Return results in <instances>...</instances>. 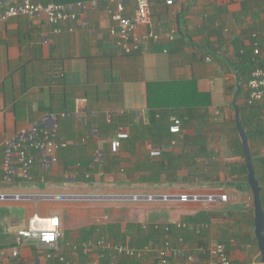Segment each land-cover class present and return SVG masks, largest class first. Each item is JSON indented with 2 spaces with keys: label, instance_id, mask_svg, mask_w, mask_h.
<instances>
[{
  "label": "crops",
  "instance_id": "crops-1",
  "mask_svg": "<svg viewBox=\"0 0 264 264\" xmlns=\"http://www.w3.org/2000/svg\"><path fill=\"white\" fill-rule=\"evenodd\" d=\"M19 1L9 0L0 13ZM134 6L129 0L124 15L131 17ZM115 10L114 1L86 2L84 11H74V20L56 27L40 16L0 21V154L4 140L48 114L59 116L55 138L63 145L47 173L34 171L33 186L0 193L21 195L19 201L32 210L41 205L55 217L74 207L83 212L79 226L60 221L56 250L72 264H160L165 241L167 264H209L216 244L236 264H260L253 261L258 248L247 193L198 182L201 172L211 170L200 152L230 159L235 74L246 65L244 59L264 57V0H180L169 10L154 4L153 27L147 30L160 32V41H145L127 55L110 33ZM173 26L177 33L168 41L166 32ZM145 30L138 27L134 34ZM192 104L205 108L203 116L180 120ZM152 113L169 126L171 118H178L181 132L156 133ZM118 131L129 138L113 154L110 141ZM174 137L181 141L175 144ZM255 147L252 152L264 148ZM155 149L169 153V171L155 166L163 159L150 155ZM4 183L0 179L11 184ZM227 192L235 200L231 206L130 198ZM93 207L110 213L95 223ZM155 231L163 237L151 238ZM99 241L153 250L112 260L108 252L100 258ZM20 253L21 264L44 262L32 247Z\"/></svg>",
  "mask_w": 264,
  "mask_h": 264
},
{
  "label": "built area",
  "instance_id": "built-area-1",
  "mask_svg": "<svg viewBox=\"0 0 264 264\" xmlns=\"http://www.w3.org/2000/svg\"><path fill=\"white\" fill-rule=\"evenodd\" d=\"M116 4V10L110 13V21L112 23L110 33L115 39V46L121 54H131L137 50L141 43L145 41L159 42L161 33L148 31L153 27L152 8L154 4L160 3L165 8H173L180 0H135L133 15L127 17L125 13V5L127 0H110ZM97 2L90 1V5L94 6ZM85 10L86 3H77L70 5H58L52 0H47L46 4L34 3L32 0H20L13 5L6 7L0 13V21L11 17L26 16L30 19L40 16L45 21L56 27L64 21L75 19L76 9ZM138 27H144L146 30L139 36H135L134 32ZM177 26L168 27L167 38L172 41L177 33ZM255 54L258 51L255 50ZM1 83V77H0ZM248 92V104L264 105V68L256 69L252 72L249 81L246 84ZM64 117V116H62ZM59 116L48 114L39 122L31 126L27 130L17 132L13 137L3 141L0 154V179L5 183H11L15 178L23 180H32V170L37 168L41 173H47L50 167L56 161L55 152L59 146H63L57 142L56 130L58 128ZM171 134L181 132V121L178 118H171L169 126ZM129 135L125 131H118L116 136L110 141V150L116 154L123 141L127 140ZM150 155L159 158L160 149L152 150ZM132 201L140 202H169L176 201L180 203L195 204H216L225 205L228 203V196L225 193H182L178 195L162 194V195H132ZM21 201L23 197L18 194L0 193V201ZM192 228V226H191ZM195 229V228H194ZM199 232L198 230H196ZM62 233L60 222L55 216H39L34 214L28 219L27 226L18 231L13 247L0 249V264H7L10 261L21 264L20 250L25 247L36 249L42 254L44 262L38 264H72L71 261L65 259L57 252L58 241L61 239ZM98 249L104 254L100 258H105L108 252L114 260L115 256H125L129 258H138L144 253L152 252L153 248L146 246L142 249H134L129 244L98 242ZM163 248L159 252L160 264H167L165 251L169 250V241L163 243ZM85 252H87L85 250ZM211 260L209 264H236L228 256L225 247L216 244L210 249ZM99 264V263H93ZM112 264V262L110 263Z\"/></svg>",
  "mask_w": 264,
  "mask_h": 264
},
{
  "label": "trees",
  "instance_id": "trees-1",
  "mask_svg": "<svg viewBox=\"0 0 264 264\" xmlns=\"http://www.w3.org/2000/svg\"><path fill=\"white\" fill-rule=\"evenodd\" d=\"M55 4L58 5H70L77 4L81 2H101L107 0H52ZM128 1V0H127ZM253 55V52H251ZM244 55V54H243ZM245 66L235 74V92H236V105L238 107L240 121L243 129L245 130L250 149L257 146L264 147V105H250L248 104V92L245 89L246 84L249 81L251 74L254 70L264 68V57L259 58L258 56H252L251 58L244 59ZM204 106H208V102L203 103ZM202 105L192 104L187 106L185 115H178L180 120H183L187 116L189 119H197L198 116L202 115L200 112L204 107ZM156 114L152 113L151 127L152 130H156L162 135L163 133H167L169 135V124L165 125L162 122V117L156 119ZM200 114V115H199ZM203 116V115H202ZM189 122H185V125ZM190 124V123H189ZM233 132V137L231 138L230 144V159L225 158L223 155H219V152L211 153L204 151L200 152V156L205 158L206 162L210 165L211 170L206 172H201L199 176V182L202 186L212 187L214 189H222V190H234L240 193H250L249 186L247 184V170L245 167V159L243 155V150L241 147V141L236 131L235 125L233 124L231 128ZM161 131V132H160ZM173 140L175 144H178L181 140L176 139ZM162 137L158 139L160 142ZM174 144V145H175ZM178 146V145H177ZM255 147V148H256ZM254 149V148H253ZM252 162L253 168L255 171V176L259 182V186L261 188V203L262 209L264 211V157L258 155L257 152H252ZM163 159L160 162H157L155 166L166 167V170L169 171V153L163 152L161 155ZM33 174V172H31ZM164 173V172H163ZM33 180V179H32ZM31 180V181H32ZM27 180H23L21 178H15L10 185H15L18 183H25ZM3 215V216H1ZM6 214H0V219L3 218ZM1 229V228H0ZM162 230V229H161ZM161 231H155L152 234L151 238L155 237H163ZM7 234H3V231L0 232V249L13 247L15 245L14 241L5 240ZM150 236L148 237L150 240ZM147 238V239H148ZM63 256V255H61ZM64 257V256H63Z\"/></svg>",
  "mask_w": 264,
  "mask_h": 264
},
{
  "label": "rangeland",
  "instance_id": "rangeland-1",
  "mask_svg": "<svg viewBox=\"0 0 264 264\" xmlns=\"http://www.w3.org/2000/svg\"><path fill=\"white\" fill-rule=\"evenodd\" d=\"M256 151L258 153V155H261L262 157L264 156V148L262 151V148H256ZM32 181H27L25 183H19L16 185H3L0 184V192H5V191H13V190H20V189H24L25 187H31L33 186V184L31 183ZM6 184V183H4ZM17 186V188H15ZM19 186V188H18ZM37 187H41L42 185L40 184H36ZM3 187V188H2ZM14 187V188H13ZM226 195L228 196V198L230 200H228V203H226L227 205L231 206L232 204V200L235 201L234 199L231 198V195L228 194V192L226 193ZM248 195V198H246L247 200V206H252V200L251 199V195ZM250 196V197H249ZM240 199V198H239ZM23 201V200H21ZM53 203V202H51ZM22 204H25V208L20 207L22 206ZM27 203H22V202H14V201H0V214H6L3 218L0 219V232L3 231V234H7L5 240L8 241H14L17 233L19 230L25 228L27 226L28 223V219L30 217H32L34 214H38L39 216H51L50 212L48 213L45 208H42L41 205L38 206V209L32 210L31 207L26 205ZM71 204V203H70ZM95 207V205H94ZM93 207V209H94ZM70 210V209H68ZM69 213H66L65 211H59L57 212L55 215L58 218L59 222L66 223L68 222V224L70 225H75V226H79L81 225V221H79L78 219L80 217H84V213L79 211L78 209H76L75 207L73 208V211H67ZM93 217H94V222L95 223H101L103 222L106 218L105 216L107 214H109L110 212H105L103 209L101 208H95L93 211ZM69 214V215H68ZM90 214V213H88ZM3 216V215H1ZM68 216H70V219H68ZM78 220V221H76ZM62 232V231H61ZM62 252V250H61ZM73 253H77V252H73ZM65 259H67L65 257ZM69 260V259H68Z\"/></svg>",
  "mask_w": 264,
  "mask_h": 264
},
{
  "label": "water",
  "instance_id": "water-1",
  "mask_svg": "<svg viewBox=\"0 0 264 264\" xmlns=\"http://www.w3.org/2000/svg\"><path fill=\"white\" fill-rule=\"evenodd\" d=\"M9 0H0V7H3ZM236 92L233 94L232 106L234 110V125L241 141V147L245 159V167L247 170V184L250 189L253 206V234L258 248V254L254 258V262L259 260L260 264H264V211L261 203V188L255 176L253 168L251 149L245 130L240 121L238 107L236 105Z\"/></svg>",
  "mask_w": 264,
  "mask_h": 264
},
{
  "label": "clouds",
  "instance_id": "clouds-1",
  "mask_svg": "<svg viewBox=\"0 0 264 264\" xmlns=\"http://www.w3.org/2000/svg\"><path fill=\"white\" fill-rule=\"evenodd\" d=\"M84 3H86V2H84ZM25 130H27V129H25ZM38 171L39 173H41L37 168H34L33 170H32V172L34 173V171ZM33 175V174H32ZM33 179V178H32ZM27 181H31V180H27Z\"/></svg>",
  "mask_w": 264,
  "mask_h": 264
}]
</instances>
